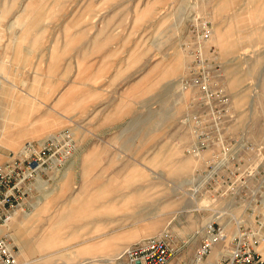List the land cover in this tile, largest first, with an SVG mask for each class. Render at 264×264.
Instances as JSON below:
<instances>
[{"label":"rangeland","instance_id":"374dc122","mask_svg":"<svg viewBox=\"0 0 264 264\" xmlns=\"http://www.w3.org/2000/svg\"><path fill=\"white\" fill-rule=\"evenodd\" d=\"M28 3L38 19L21 38L27 68L0 76L15 83L0 85V164L67 127L78 146L0 224L17 258L98 264L87 249L169 232L168 264H196L206 223L230 239L251 232L262 253L264 0H17V10ZM8 40L0 61L12 67ZM31 240L41 249L20 257Z\"/></svg>","mask_w":264,"mask_h":264},{"label":"built area","instance_id":"2783aa9c","mask_svg":"<svg viewBox=\"0 0 264 264\" xmlns=\"http://www.w3.org/2000/svg\"><path fill=\"white\" fill-rule=\"evenodd\" d=\"M71 128H64L40 141H28L10 158L0 164V224H5L12 213L24 205L25 198L34 192L38 177L61 170L77 150ZM208 236L198 250V260L211 250L213 243L225 240L226 235L214 223L207 227ZM253 234L241 230L234 238L228 253L215 264H264V254L257 248ZM175 252L171 234L162 232L131 246L123 254L124 264H168ZM0 264H27L17 258L12 238L0 237Z\"/></svg>","mask_w":264,"mask_h":264},{"label":"crops","instance_id":"0c3cea01","mask_svg":"<svg viewBox=\"0 0 264 264\" xmlns=\"http://www.w3.org/2000/svg\"><path fill=\"white\" fill-rule=\"evenodd\" d=\"M7 2H11L9 5H7V8L3 10L2 16L8 15L6 19H8L7 22V28L8 32L5 33L0 29V36L3 38L4 36H8V43L6 44V47L13 49L11 53H13L11 57V61L14 62V65L12 67L5 65L8 60L10 59H5V61H0V76L4 77H11V73L7 71V69H26V64L24 61L27 60V57L20 53V47L22 45V39L27 31L26 29L30 28L33 26V22L37 21V12L35 8L31 4H26L24 8L21 10H17V0L12 2L11 0H8ZM25 33V34H24ZM17 62V63H16ZM18 64V65H15ZM33 68H37V66H33ZM47 68V66L43 67ZM18 74V73H17ZM5 84H10V85H15V83L11 80H4L0 81V85H5ZM62 100L64 99V96L61 98ZM68 121L74 123V120L72 117H68ZM64 122H61L57 124L56 126L62 125ZM73 131V129H72ZM17 217V215H16ZM11 229V227H9ZM19 247V246H18ZM20 249V247H19ZM19 251V250H18ZM97 251V252H96ZM101 251V252H100ZM126 247L124 246H118V247H112V248H107V251L104 248H100L98 250L97 248H89L87 249V253H93L92 255H98L101 254V256L96 257H87L86 261H101L98 264H115L117 259L125 253ZM262 253H264V249H261ZM85 252V253H86ZM96 252V253H95ZM95 253V254H94Z\"/></svg>","mask_w":264,"mask_h":264},{"label":"bare ground","instance_id":"6f19581e","mask_svg":"<svg viewBox=\"0 0 264 264\" xmlns=\"http://www.w3.org/2000/svg\"><path fill=\"white\" fill-rule=\"evenodd\" d=\"M195 20V19H194ZM206 41V40H205ZM71 128V127H70ZM57 172V171H56ZM39 179V180H38ZM41 179L42 180H44L43 178H41V177H38L37 178V184L39 185V187H43V186H45L46 184H47V182H43V181H41ZM45 181V180H44ZM38 207V206H37ZM18 211H20V210H15L13 213H12V215H11V217H10V219L5 223V224H2V225H7V224H9L10 222H14V220H15V215H16V213L18 212ZM36 214V212H34V211H32L31 210V212H27L26 214H25V216H24V220L26 221H29L32 217H34V215ZM17 222V221H16ZM19 224V225H18ZM17 225L19 226V229H20V232H21V235L24 237V235H25V233H24V229L22 228L23 227V225H24V222L22 221V223H18ZM208 225H209V223H206V225H205V227H204V230H203V235L205 234V235H207L208 236V238L210 239L211 238V236L208 234V231H207V227H208ZM228 232L229 231H227L225 234H226V239L225 240H223V241H220V242H217V243H213L212 244V246H211V251H212V249L214 248V247H217V245H220L221 247H219V250H218V252H216V250L214 251V253L211 255V257H210V260L207 262L208 264H215L222 256H224L225 254H227L228 253V249L226 248V246L231 242V241H233L232 239L236 236V235H238L239 234V230L237 229L236 230V233H234L233 235H232V237H231V239H230V236L228 235ZM9 235H10V237L13 239V237H12V235L10 234V232H7ZM6 233V226H3L2 228H0V235L1 234H7ZM27 234V233H26ZM42 239V238H41ZM13 244H15L14 243V239H13ZM41 244H42V242H41ZM41 244H37L35 241H33V240H31V241H29V242H27V244H25L24 245V253H21V256L20 257H26V253H37L38 252V250L39 249H41V247H42V245ZM16 245V244H15ZM215 249H217V248H215ZM18 252V251H17ZM17 256H18V253H17ZM196 256V255H195ZM196 264H205V262L203 263V261H201V260H198L197 259V263Z\"/></svg>","mask_w":264,"mask_h":264}]
</instances>
